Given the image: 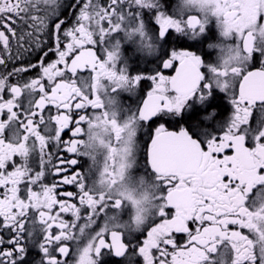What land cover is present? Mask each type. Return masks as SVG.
I'll list each match as a JSON object with an SVG mask.
<instances>
[{
	"label": "snow or ice",
	"instance_id": "1",
	"mask_svg": "<svg viewBox=\"0 0 264 264\" xmlns=\"http://www.w3.org/2000/svg\"><path fill=\"white\" fill-rule=\"evenodd\" d=\"M0 264H264V0H0Z\"/></svg>",
	"mask_w": 264,
	"mask_h": 264
}]
</instances>
